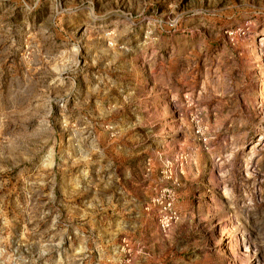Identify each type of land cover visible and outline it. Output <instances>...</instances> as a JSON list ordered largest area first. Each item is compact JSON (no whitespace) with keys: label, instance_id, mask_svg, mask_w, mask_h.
<instances>
[{"label":"rangeland","instance_id":"374dc122","mask_svg":"<svg viewBox=\"0 0 264 264\" xmlns=\"http://www.w3.org/2000/svg\"><path fill=\"white\" fill-rule=\"evenodd\" d=\"M0 264H264V0H0Z\"/></svg>","mask_w":264,"mask_h":264}]
</instances>
